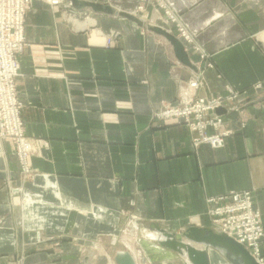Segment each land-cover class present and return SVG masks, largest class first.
<instances>
[{
	"label": "crops",
	"instance_id": "obj_1",
	"mask_svg": "<svg viewBox=\"0 0 264 264\" xmlns=\"http://www.w3.org/2000/svg\"><path fill=\"white\" fill-rule=\"evenodd\" d=\"M54 1H32L19 57L29 174L0 139V264H116L125 250L184 264L149 246L151 226L212 227L209 199L232 191L253 190L264 227V0H86L166 29L194 67L126 17ZM191 81L200 95L239 92L240 110L220 113L224 147L155 119Z\"/></svg>",
	"mask_w": 264,
	"mask_h": 264
},
{
	"label": "built area",
	"instance_id": "obj_2",
	"mask_svg": "<svg viewBox=\"0 0 264 264\" xmlns=\"http://www.w3.org/2000/svg\"><path fill=\"white\" fill-rule=\"evenodd\" d=\"M32 1L0 0V139L13 141L24 175L30 173V145L25 136L24 104L17 90V78L20 76L19 57L27 45L26 14ZM143 8L142 4L138 9L141 11ZM180 35L185 40H192L184 26H180ZM118 36V31H111L107 35V43L110 45ZM199 86V81H191L182 87L174 101L162 103L155 119L187 125L195 147L204 143L213 148L224 147L232 131L222 129L225 120L217 109L230 107L239 111L240 94L230 90L228 94L218 96L200 95L197 93ZM209 202L214 204L209 210L212 227L243 244L260 264H264L263 218L255 206L253 190L232 191L210 198Z\"/></svg>",
	"mask_w": 264,
	"mask_h": 264
},
{
	"label": "water",
	"instance_id": "obj_3",
	"mask_svg": "<svg viewBox=\"0 0 264 264\" xmlns=\"http://www.w3.org/2000/svg\"><path fill=\"white\" fill-rule=\"evenodd\" d=\"M70 2L76 10L82 11L90 8L95 12L119 14L141 27H147L151 31L164 35L172 43L176 57L182 63L194 67L182 41L166 29L156 25L147 26L136 15L117 12L109 4L86 0H70ZM224 111L225 108L222 107L217 109L218 113ZM151 227L164 235L163 239H158V244L164 249L171 250L181 258L186 259L185 264H212L211 250L220 253L230 264H260L243 244L230 235L217 231L212 227L191 225L179 233L170 231L160 224H154ZM197 245H201L203 248H199ZM115 262L116 264H138L136 258L128 250L118 251L115 256ZM143 264H146V259L143 260Z\"/></svg>",
	"mask_w": 264,
	"mask_h": 264
},
{
	"label": "bare ground",
	"instance_id": "obj_4",
	"mask_svg": "<svg viewBox=\"0 0 264 264\" xmlns=\"http://www.w3.org/2000/svg\"><path fill=\"white\" fill-rule=\"evenodd\" d=\"M156 237H157V239H163L164 238V235H162L161 233H159L158 235H156ZM197 246L199 248H203V246H201V245H197ZM210 254H211V258H212V264H230L220 253H218V252H216L214 250H211L210 251ZM184 260H186V259H184Z\"/></svg>",
	"mask_w": 264,
	"mask_h": 264
},
{
	"label": "rangeland",
	"instance_id": "obj_5",
	"mask_svg": "<svg viewBox=\"0 0 264 264\" xmlns=\"http://www.w3.org/2000/svg\"><path fill=\"white\" fill-rule=\"evenodd\" d=\"M156 235H158V234H157L156 232H154V231H153V232H149V234H147V238L150 240L148 244H149V246H151V244H153V248H154V247H157V246H158V247H161V246L158 245V242H157L158 239H157ZM154 244H155V245H154ZM158 247H157V248H158ZM262 247H263V245H262ZM159 249H160V248H159ZM156 254H158V253H156ZM159 254H160V253H159ZM160 257H161V256H160ZM179 264H180V263H179Z\"/></svg>",
	"mask_w": 264,
	"mask_h": 264
}]
</instances>
